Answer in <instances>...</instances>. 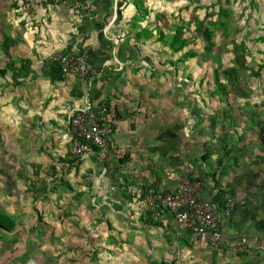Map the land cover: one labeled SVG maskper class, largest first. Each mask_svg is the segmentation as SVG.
Returning a JSON list of instances; mask_svg holds the SVG:
<instances>
[{"label": "crops", "instance_id": "obj_1", "mask_svg": "<svg viewBox=\"0 0 264 264\" xmlns=\"http://www.w3.org/2000/svg\"><path fill=\"white\" fill-rule=\"evenodd\" d=\"M1 1L10 12L7 44L18 59L15 68L24 61L29 73L12 94L13 116H42L43 123L50 118L56 126L61 121L65 132H56L65 134L67 104L84 98L94 105L107 103L114 119L111 138L117 155L100 162L90 153L80 165L96 175L89 194L82 187L79 195L90 196L91 206L77 209L81 221L77 216L76 227L91 226L93 236L92 259L86 264H264V167L258 158L264 144L253 155L240 153L239 146L214 150L209 144L200 158H188V148L168 145L179 121L177 116H143L138 84L143 33L136 35L143 22L134 24L137 19L125 0H87L89 16L82 21L72 17L63 0H38L36 29L19 12L23 0ZM61 51L84 56L89 75L82 80L63 75L53 59ZM182 177L200 182L201 199L229 192L235 200L232 213L220 219L217 247L208 236L177 224L172 214L146 207L148 191H172ZM81 180L76 181L84 185ZM218 201L222 203L221 197ZM84 212L88 217L82 218Z\"/></svg>", "mask_w": 264, "mask_h": 264}, {"label": "rangeland", "instance_id": "obj_2", "mask_svg": "<svg viewBox=\"0 0 264 264\" xmlns=\"http://www.w3.org/2000/svg\"><path fill=\"white\" fill-rule=\"evenodd\" d=\"M124 3L134 24L143 22L136 34L143 33V116H177L168 145L188 148V158H200L209 144L253 155L264 144V0ZM6 5L0 0V216L12 231L0 238V264L90 263L91 226L77 228L76 220L77 209L91 206L90 196L79 195L82 187L89 194L96 175L80 168L84 156L69 159L65 123L13 116L12 94L27 76L13 75L18 59L7 44ZM174 35L184 42L180 51L168 46ZM187 53L195 57L182 58ZM258 155L262 168L264 153Z\"/></svg>", "mask_w": 264, "mask_h": 264}, {"label": "built area", "instance_id": "obj_3", "mask_svg": "<svg viewBox=\"0 0 264 264\" xmlns=\"http://www.w3.org/2000/svg\"><path fill=\"white\" fill-rule=\"evenodd\" d=\"M22 11L27 22L35 29L39 27L38 0H24ZM75 20L82 21L89 16L87 0H63L62 3ZM63 75L85 79L89 68L84 56L59 52L53 56ZM77 99L67 104V128L64 137L70 144L69 159L79 160L92 153L100 162H108L117 155L118 146L112 142L114 119L105 103L92 104L87 99L77 103ZM201 184L198 180L182 177L172 191L150 190L145 196L147 208L172 214L180 226L191 230L196 236H208L212 246L221 240L220 219L229 216L235 200L230 196L224 208L212 200L199 197ZM242 242H245L243 239Z\"/></svg>", "mask_w": 264, "mask_h": 264}, {"label": "trees", "instance_id": "obj_4", "mask_svg": "<svg viewBox=\"0 0 264 264\" xmlns=\"http://www.w3.org/2000/svg\"><path fill=\"white\" fill-rule=\"evenodd\" d=\"M168 46L171 50L180 51L184 47V42L179 41L178 36L174 35V36H171ZM193 57H195V55L193 53H187V54L182 55V58H184V59H190ZM25 64H26V62L23 63V65L21 67H19V69L15 68L14 64L11 65V67L13 69L14 77H20V76L25 77L29 74L27 71V67H25ZM105 105L108 108V111L110 113V109H109L108 104L105 103ZM228 193L229 192H223V193L218 192L217 194H215V197L212 201L219 207V209L225 207V205L227 203V198L230 197ZM220 197L222 199V203H219V201H218V199ZM11 231H12V228H11L10 223L8 221H5V219L0 216V238L2 239L6 235V233H10Z\"/></svg>", "mask_w": 264, "mask_h": 264}]
</instances>
